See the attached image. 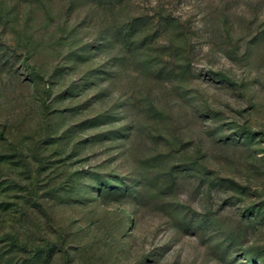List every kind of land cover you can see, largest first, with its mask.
Returning <instances> with one entry per match:
<instances>
[{
    "label": "rangeland",
    "instance_id": "rangeland-1",
    "mask_svg": "<svg viewBox=\"0 0 264 264\" xmlns=\"http://www.w3.org/2000/svg\"><path fill=\"white\" fill-rule=\"evenodd\" d=\"M0 264H264V0H0Z\"/></svg>",
    "mask_w": 264,
    "mask_h": 264
},
{
    "label": "trees",
    "instance_id": "trees-1",
    "mask_svg": "<svg viewBox=\"0 0 264 264\" xmlns=\"http://www.w3.org/2000/svg\"><path fill=\"white\" fill-rule=\"evenodd\" d=\"M126 35H127V36H130V35H131V33H127ZM35 252H38V251H35Z\"/></svg>",
    "mask_w": 264,
    "mask_h": 264
}]
</instances>
